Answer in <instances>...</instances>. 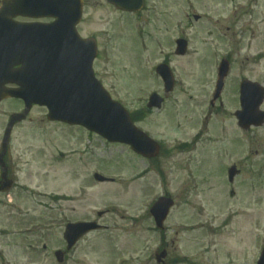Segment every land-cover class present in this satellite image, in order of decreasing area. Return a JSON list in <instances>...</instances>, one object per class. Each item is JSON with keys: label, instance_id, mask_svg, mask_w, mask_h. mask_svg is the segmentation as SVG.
Returning <instances> with one entry per match:
<instances>
[{"label": "rangeland", "instance_id": "1", "mask_svg": "<svg viewBox=\"0 0 264 264\" xmlns=\"http://www.w3.org/2000/svg\"><path fill=\"white\" fill-rule=\"evenodd\" d=\"M236 3L242 7L233 19L235 6L230 0H156L152 19L143 24L146 40L135 37L129 16L102 4L90 5L80 31L99 36L106 49L94 66L95 74L130 112L144 108L153 92L164 96L154 74L162 60L169 59L177 74V90L162 111L139 123L162 145L154 159L158 166L81 128L50 122L46 109L34 107L14 133L13 148L24 152L28 192L24 208L21 200L18 203L24 218L17 211L9 215L0 210V264H58L54 254L66 249L65 225L91 220L108 230L83 239L65 264H157L155 255L166 248L163 244L168 245L166 264L256 263L264 238V126L240 130L233 115L238 103L231 96L243 77L264 82V61L256 64L246 58L256 39L250 34L242 54L233 55L235 71L224 107L207 108L217 81L214 62L232 56L229 42L208 22L221 15L224 28H219L228 38L232 33L225 27H233V33L246 30L245 9L250 1ZM261 4L264 11V0ZM194 15L201 22H195ZM183 33L191 45L185 57H177L173 41ZM262 41L253 42L257 48L252 54L262 49ZM20 109L15 100L0 106V135L7 113ZM183 144L192 149L182 148ZM232 166L241 173L229 184L226 169ZM95 173L114 181L97 183ZM48 196L60 197L52 201ZM162 196L176 205L166 230L160 232L149 210ZM98 212L106 215L98 219ZM55 224L59 230L52 228ZM23 228L28 229L27 235H4L5 230ZM183 258L188 262L177 261Z\"/></svg>", "mask_w": 264, "mask_h": 264}, {"label": "water", "instance_id": "2", "mask_svg": "<svg viewBox=\"0 0 264 264\" xmlns=\"http://www.w3.org/2000/svg\"><path fill=\"white\" fill-rule=\"evenodd\" d=\"M22 1L24 0H5L3 2V8L0 10V32L5 31L7 29L6 27L9 26L8 24H13L8 18L2 19L3 16L5 18V16L24 14V3ZM59 2L60 0L47 1L48 14L59 15L53 8V5ZM49 40L51 39H46V41ZM27 47L30 50L34 49L30 46ZM61 56L63 64H69L72 67L71 73L68 69L66 70V74H68L67 78L62 77L59 73V60L53 57L51 76L48 77L45 73L42 77L40 76L38 85L34 84L31 89L24 86L23 90L19 92L5 90L4 85L1 84L0 101L8 97H19L25 100L28 110H30L34 103L41 104L39 94L42 92L44 93L42 102L46 103L51 110L49 115L50 119L61 120L71 124H82L90 130L98 132L110 141L123 142L131 145L136 152L147 158L156 157L159 153L158 146L132 125L126 111L119 105L112 103L109 96L106 93L103 94L102 89L100 91L93 81H88L86 85L80 86L79 80L81 77H78L77 71L74 69L79 66L77 68L83 70V74L86 77L81 82L85 83L86 78H90L92 74L90 72L91 62L94 56L91 57L88 53L76 54L72 52L61 53ZM158 72L163 76L166 82L167 92H169L173 87V80L169 72L164 67H160ZM8 73L9 71H7ZM38 75L41 74L38 73ZM263 98L264 90H260L255 86L244 87L242 98L244 111L239 113V119L243 128L247 129L251 125H263L264 114H260L259 112V106ZM161 105L162 100L157 95H154L151 98L149 107L160 108ZM235 175L236 172L233 170L230 176L231 180H233ZM99 179L103 180L102 178ZM172 205V201L160 199L153 207L151 213L159 227L165 221ZM95 229H97L96 224L70 225L65 238L72 240V243L70 242L71 247L74 241H77L81 235ZM57 257L59 261L62 260L61 254H57ZM162 257H165V255L162 254L158 259L160 260Z\"/></svg>", "mask_w": 264, "mask_h": 264}, {"label": "flooded vegetation", "instance_id": "3", "mask_svg": "<svg viewBox=\"0 0 264 264\" xmlns=\"http://www.w3.org/2000/svg\"><path fill=\"white\" fill-rule=\"evenodd\" d=\"M146 3H149L150 0H143ZM96 4L101 6L105 5L110 8H112L115 11H118L114 5L108 4L105 0H84L85 9H91L90 5ZM145 11V9L143 10ZM121 12V11H120ZM124 13V12H122ZM142 12L135 13L133 15L140 16ZM130 14V13H125ZM250 17H256L259 16V14H250ZM86 18V16L84 17ZM32 20V19H29ZM28 19H24L25 22H30ZM46 20L42 19V22ZM263 22L259 21L258 24L255 27V31H253L252 27L248 30H244V32L241 30V33L245 37L247 34H250L251 37L256 38L254 41L263 39L261 42L262 49L259 50L255 55L252 54L253 49L257 48V45H254L253 42H251L250 48H247L248 56L247 61L249 62H255L256 64L260 63L261 61H264V32L261 31V25ZM83 24V23H82ZM81 24V25H82ZM80 25V27H81ZM79 27V30H80ZM253 27V28H254ZM81 32V31H80ZM259 34V35H258ZM257 35V36H255ZM92 36L91 34L88 35ZM237 45L238 42H234ZM256 47H253V45ZM233 58L228 56L227 60L230 62L231 65L235 64L232 60ZM245 79V78H244ZM2 153V149L0 148V155ZM7 186H11L9 189H4L0 193V208L2 206L10 207L12 209L18 208V203L20 200L22 201V204L24 205V159L22 158H14L13 153L10 149H8L2 158H0V187L1 188H7ZM11 205H14L13 207ZM24 207V206H23Z\"/></svg>", "mask_w": 264, "mask_h": 264}]
</instances>
